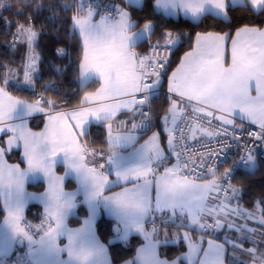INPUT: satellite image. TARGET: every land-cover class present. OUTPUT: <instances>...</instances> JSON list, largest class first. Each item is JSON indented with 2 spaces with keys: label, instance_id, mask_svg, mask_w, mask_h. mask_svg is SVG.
I'll use <instances>...</instances> for the list:
<instances>
[{
  "label": "snow or ice",
  "instance_id": "snow-or-ice-1",
  "mask_svg": "<svg viewBox=\"0 0 264 264\" xmlns=\"http://www.w3.org/2000/svg\"><path fill=\"white\" fill-rule=\"evenodd\" d=\"M134 5L139 6L140 0H122L119 6L102 0L55 5L25 0L28 11L15 13L24 22H15L14 33L13 23L0 15V25L12 37L8 47L26 48L22 66L15 72L14 66L0 65V197L8 218L0 224L4 228L0 264H114L97 236L95 213L101 208L115 221L111 228L114 238L108 244L127 241L133 230L147 241L136 257L124 264H184L180 258H162L163 252L157 251L174 237L189 241L188 264H264V192L245 207V190L233 183L236 168L256 167L257 153L264 151V0H154V5L143 6L146 15L142 21L136 18ZM0 8L9 10L2 3ZM149 8L165 13L183 10L194 19L212 13L229 23L231 14L239 10L251 19L236 30L235 38L197 35L196 48L185 54L172 73L165 94V72L161 70L166 69L167 54L183 34L164 31L151 43L158 24ZM57 9L65 16L73 13L65 20L64 31L80 44L79 79L99 83L77 107L62 112L55 99L43 94L32 102L10 94L13 87L34 89L39 82L46 57L39 43L43 26L37 30L36 24L41 17L54 24ZM46 11L51 15L45 17ZM140 41L149 44L143 55L136 51ZM69 55L65 47L55 51L56 57ZM57 71H71V65ZM45 91L52 89L45 86ZM157 96H164L169 104L162 117L167 148L162 147L161 133L152 131L153 98ZM48 109L57 114L47 113L46 131H28L25 117ZM128 114L132 116L130 124L119 119V115ZM94 123L105 129L106 148L88 143ZM252 125L258 126V131ZM138 129L144 130L139 137ZM149 131L151 135L140 143ZM190 140L206 151H189L194 147L188 144ZM21 145L26 170L6 165L4 159L13 147ZM234 146L237 151L229 156L228 150ZM221 155L225 165L231 160L223 173L219 171ZM58 162L66 166L63 176L55 174ZM29 175L45 178L47 190L41 195L27 194L24 182ZM65 177L76 179V192L65 191ZM80 194L89 214L81 227L73 229L67 220L81 203L77 199ZM28 199L44 205L39 223L24 218ZM173 227L185 229L183 236L179 231L170 232ZM191 229L199 232L200 243L190 239ZM220 230L231 232V239L218 243L215 233ZM61 237L67 239L63 247ZM25 245L27 251L20 254L17 246ZM61 253H66L67 259H61Z\"/></svg>",
  "mask_w": 264,
  "mask_h": 264
},
{
  "label": "trees",
  "instance_id": "trees-1",
  "mask_svg": "<svg viewBox=\"0 0 264 264\" xmlns=\"http://www.w3.org/2000/svg\"><path fill=\"white\" fill-rule=\"evenodd\" d=\"M36 2H39V0H36ZM44 2L46 4L55 5L68 4L71 0H44ZM102 2L115 3L118 6L122 4V0H102ZM0 3L4 4L9 9L5 11L3 8H0V15L6 17L13 23L14 26L11 28V32L14 33L16 31L15 22L17 20L21 23L24 22V20L17 17L15 13L17 11H24L25 14H27L28 9L25 7V0H0ZM145 4L154 5V0H143L141 6H134L136 9V18L141 21L146 15L143 11V6ZM237 8H239V5H237ZM148 12L156 17L155 22L158 24L156 35L152 38V43H155L164 31L170 30L183 34L182 40L172 48L171 59L167 64L166 69L163 70L165 72L163 77V88L165 89L169 74L177 66L182 56L192 49L197 34L217 32L228 33L231 37L239 27L249 24L251 19L247 13L239 10L231 14V23L211 14H206L199 21L193 22L182 17L174 19L157 12L154 8H149ZM72 14V12H68L67 16H65L64 13H61L57 9V18L54 24L47 22L44 17H41L40 22L36 24V28L37 30H40L41 26H43V38L40 39L39 43L44 52V56L46 57V62L40 69L38 76L39 82L34 89L27 87H13L10 89V94L28 102H32L43 94L46 98L55 99L57 101V109L61 111L78 106L84 93L92 92L97 89L99 86L97 81H93L84 87H81L79 84V73L77 69L82 54L80 44L76 39L71 38V36L64 31L65 20ZM49 15H51V13H48L47 11L44 13L45 17ZM142 26L143 24L141 23V27ZM68 28L70 30V25H68ZM57 29L60 31L57 32ZM12 43L11 35L8 34L3 25H0V65L14 66L13 71L15 72L22 66V61L26 57V48L24 46L9 48L8 45ZM59 47L67 48L70 55L66 58L56 57L55 51ZM147 47L148 43L142 41L138 43L136 51L144 52ZM68 65H71V71L66 73L63 71H57V69L66 68ZM20 76L22 78V72L20 73ZM45 86L51 88L52 91L46 92ZM153 99L156 102L153 104L154 116L152 130H161V120L167 113L169 104L164 102V96H157ZM43 124L44 117L42 116L30 120V126L33 130H40L43 127ZM157 124H159V128L155 127ZM89 131L91 132V135L88 137V143L97 149L106 148L105 129L95 124L90 127ZM233 183L237 187L244 188L245 195L242 203L245 207L250 206L253 202V198L257 197L261 192H264V161L259 159L256 167L251 170L238 171L234 177ZM29 189L33 191H41L43 185L30 184ZM26 214L27 216L25 220L27 222H35L42 216L38 207L35 205L29 206ZM4 215L5 213L0 206V222ZM79 215V218L70 219L71 225L75 226L80 223V218L86 215L85 210L80 209ZM114 223L115 221L102 216L97 222L96 230L99 238L108 248L110 260L113 261L114 264H121L125 260L133 258L137 247L142 243V239L139 236H132L125 242L116 241L113 244H108V240L114 238V234L111 232ZM191 233L195 238L200 237L199 232L196 229H191ZM223 235H225L224 231L215 234L216 240L222 241ZM185 250L186 247L182 241L177 245H165L159 248V251L163 252V257L168 259L178 257L185 252Z\"/></svg>",
  "mask_w": 264,
  "mask_h": 264
},
{
  "label": "crops",
  "instance_id": "crops-1",
  "mask_svg": "<svg viewBox=\"0 0 264 264\" xmlns=\"http://www.w3.org/2000/svg\"><path fill=\"white\" fill-rule=\"evenodd\" d=\"M142 3H143V0H140V5H139V6H141ZM134 6H136V5H134ZM156 11H157V12H160V13L166 15V16L172 17V18H174V19H177V18L182 17V18L189 19V20H191V21H193V22H197V21H199V20L203 17V16H202V17L199 18V19H194V18L191 16V14H187V15H186V14L184 13L183 10H169L168 13H165L163 10H156ZM206 14H211V15L214 16V14H212V13H206ZM206 14H204V15H206ZM219 18H222V17H219ZM222 19H223V18H222ZM137 31H139V29H137ZM212 33H214V34H220V35H224V34H226V35L229 36L228 33H217V32H212ZM206 34H207V33H201V34H197V35L204 36V35H206ZM197 35L195 36V39H194V43H193V47H192V49L189 50L188 52L193 51V50L196 48V46H197V40H196ZM231 37H232V38H235V33H234ZM140 42H142V41H140ZM140 42H138V43H140ZM230 50H231V40H228V41H227V53H226L227 63H230V62H231ZM186 53H187V52H186ZM186 53H185V54H186ZM185 54L182 56L181 60H180L179 63L177 64V66H176V67L171 71V73L169 74V76H168V78H167V82H166V90H167V87H168V80L171 78L172 73L175 72L176 69L180 67L181 61L184 59ZM93 81H95V80L90 79V80H88V81L81 82V80L79 79V84H80L81 87H84V86L88 85L89 83H91V82H93ZM97 82H98V81H97ZM98 87H99V86H98ZM98 87H97V88H98ZM92 92H93V91H92ZM86 93H88V92H86ZM86 93H84L83 96H84ZM253 94H254V93H253ZM83 96H82L81 100L83 99ZM17 99H19V98H17ZM105 102H111V101H102L101 103H105ZM76 107H77V106H76ZM74 108H75V107H74ZM71 110H72V108H70V109H66V110H61V112H62V111H71ZM49 111H51V114H53V115L57 114L56 111H53V110H49V109H48V110H46L45 113H34V114H32L31 116H26V117H25V121H26V128H27V130L30 131V132H33V133H44V132L46 131V126L49 125V120H48V115H47V113H48ZM41 116L44 117V124H43V127H42L40 130H33V129L31 128V126H30V120L33 119V118H35V117H41ZM16 123H19V121H16ZM93 125H95V123H94ZM170 126H171V122H169V127H170ZM253 126L258 127V126H256V125H253ZM152 131H159V132L161 133V135H162V147L167 148V131L164 129V126H163V119L161 120V130H152ZM140 135H141V133H138V132H137V136L139 137ZM150 135H151V131H149V132L147 133V135H144L143 139L140 140V143H143L144 140H146V139L148 138V136H150ZM4 139L6 140L7 137H5ZM122 151L124 152L125 155L127 154L126 151H124V150H122ZM13 155H14V156H13ZM15 155H16V156H15ZM4 159H5V161H6V165H19V167L21 168V170H26V169L28 168L27 161H26V159L24 158V153H23V147H22V145H21V147L17 148L16 151H14V152L8 154L7 156H5ZM251 169H253V168H251ZM251 169H250V170H251ZM65 170H66V166H65L63 163L58 162V163L55 165L54 171H55V174H56L57 176H63L64 173H65ZM110 179H114V176H113V177H110ZM30 184H42V185H43V189H42L41 191H33V190H30V189H29V185H30ZM64 184H65V191H69V192H76L77 189H78V187H79V184H78V182L76 181V179H75L74 177H65ZM47 186H48V185H47V181H46V179L43 178V177H41V178H39V179H36V178H34L33 176L29 175V177H28V178L25 180V182H24V190H25V192H26L27 194H29L30 196L41 195L43 192H45V191L47 190ZM119 190H120L119 188H116V189H115V191H119ZM77 199H78L79 201H81V203H80L79 206L74 210V214H73V215H69L68 220H67V224H68V226H69L70 228H73V229L81 227V226H82V223H83V220H84L85 218H87V217H88V214H89L88 206L85 205V204L83 203V195H82V194L78 195ZM3 204H4L3 198L0 197V206L2 207V209H3ZM31 205H35V206H37L38 209H39V211H40V214H43L44 205H43L41 202H39L38 200H35V199H28L27 202H26V204H25V207H24V212H23L24 218H26V216H27V214H26V213H27V209H28L29 206H31ZM80 209H84L85 212H86V215H85L84 217H81V218H80V223H79L78 225L73 226V225L70 224V219H71V218H79V216H80V215H79V210H80ZM5 215H6V213H5ZM95 215L98 217L97 222H98V220H99L102 216H105V217H107V218H109V219H111V220L114 221V219L111 218V217H109V216L107 215V213H105L104 210H103L102 208L99 209V210H97V212L95 213ZM3 219H4V220H7L8 218L4 216ZM3 219H2V221H3ZM2 221L0 222V224H2ZM252 223H253V222H249L250 225H251ZM150 230H151V229H149V231H150ZM96 231H97V230H96ZM169 231L172 232V233H175V232L179 231L180 235L183 236V232L185 231V229H183V228L178 229V228L173 227V228L169 229ZM3 232H4V228H3V227H0V236L3 235ZM225 235H227V236H225ZM225 235H223V240H222V241L217 240V242H218V243H224L225 241L231 239L232 233L225 234ZM97 236H98V234H97ZM132 236H139V237L142 239V243L137 247L136 252H135V254H134V256H133V258H135L136 255H137V250H138L139 248H141V247H145V246L147 245V241H145V240H144V237L141 236V235H139V234H137L134 230L131 231V232L129 233V237H128V239H129L130 237H132ZM98 238H99V236H98ZM207 238H208V237H205V238H204V240H205V242H204V244H203L204 247H206V240H207ZM37 239H38V238H37ZM99 239H100V238H99ZM190 239H191L193 242L200 243V237L195 238V236H193L192 233H191V235H190ZM61 241H62V243H61V247H63L64 245L67 244V239H66L65 237H61ZM117 241H120V240H117ZM181 241L184 243V245H185V247H186L185 252H183L182 254H180L178 257H176V258H174V259H168V258H166V259H168V260L171 261V260H176L177 258H180V259H182V260L184 261V264H188V261H187V255H188V252H189V241H185V240L177 239V238L174 237V238H173V239H172L167 245H177V244H179V242H181ZM100 242L103 243V242L101 241V239H100ZM121 242H125V241H121ZM103 244H104V243H103ZM104 245H105V244H104ZM105 246H106V245H105ZM249 246H251V245H249ZM17 247L19 248V253H20V254H23V253H25V252L27 251V247H26V245L23 246V247H21V246H17ZM226 247L230 248L231 245H226ZM106 248H107V246H106ZM157 251H159V248L157 249ZM231 255H232L231 253H227V256H231ZM107 257H108V259L110 260V256H109L108 248H107ZM13 258H14V257H13ZM60 258H61V259H67V254H66V253H61ZM133 258H131V259H133ZM162 258H165V257H162ZM131 259H129V260H131ZM121 264H124V262H122Z\"/></svg>",
  "mask_w": 264,
  "mask_h": 264
},
{
  "label": "built area",
  "instance_id": "built-area-1",
  "mask_svg": "<svg viewBox=\"0 0 264 264\" xmlns=\"http://www.w3.org/2000/svg\"><path fill=\"white\" fill-rule=\"evenodd\" d=\"M152 43V42H151ZM154 44V43H153ZM148 49H149V44H148V47H147V49L144 51V52H138V53H140L141 55H143L144 53H147L148 52ZM171 55H172V50L167 54V56H168V60L170 61V59H171ZM164 69H162L161 71H163ZM162 91L165 93V94H167V90L165 89V88H163L162 89ZM119 119H121V120H125V121H127L129 124L132 122V116H131V114H128V115H119ZM179 117H178V122H179ZM136 122L137 123H139V118L137 117V120H136ZM214 123H218V122H214ZM113 127L114 128H117L118 127V125H117V123H116V121L114 120L113 121ZM171 127V126H170ZM252 127V129L254 130V131H258V127H255V126H251ZM144 130L143 129H138L137 130V132L138 133H142ZM217 139H223V137H219V138H217ZM188 144L189 145H194V147L193 148H190L189 149V151H206V149L201 145V144H199V143H197L196 141H188ZM213 147H219V145L218 144H215V143H213ZM236 148H235V146L232 148V149H230V150H228V155L229 156H232V155H234L235 153H236ZM173 159H174V157H173ZM224 159H225V157H224V155H221L220 157H219V161H220V167H219V171L221 172V173H223V171L225 170V168L226 167H228V166H231V160H228V163L225 165L224 164ZM263 160L264 161V151H260V152H258L257 153V160ZM241 170H250L249 168H247V167H237L236 168V170H235V172L233 173V181H234V177H235V175H236V173L238 172V171H241ZM41 218V217H40ZM40 218L37 220V221H35V222H29V223H32V224H36V223H39V221H40ZM150 229V228H149ZM33 231H36L35 229H33ZM38 238V237H37Z\"/></svg>",
  "mask_w": 264,
  "mask_h": 264
},
{
  "label": "rangeland",
  "instance_id": "rangeland-1",
  "mask_svg": "<svg viewBox=\"0 0 264 264\" xmlns=\"http://www.w3.org/2000/svg\"><path fill=\"white\" fill-rule=\"evenodd\" d=\"M221 231H224L225 234H227V233H231V232H228L227 230H220V231H217L215 234H217V233H219V232H221ZM225 236H227V235H225Z\"/></svg>",
  "mask_w": 264,
  "mask_h": 264
},
{
  "label": "water",
  "instance_id": "water-1",
  "mask_svg": "<svg viewBox=\"0 0 264 264\" xmlns=\"http://www.w3.org/2000/svg\"><path fill=\"white\" fill-rule=\"evenodd\" d=\"M17 150V148H15V147H13V149H12V151L10 152V153H12V152H14V151H16ZM9 153V154H10Z\"/></svg>",
  "mask_w": 264,
  "mask_h": 264
},
{
  "label": "bare ground",
  "instance_id": "bare-ground-1",
  "mask_svg": "<svg viewBox=\"0 0 264 264\" xmlns=\"http://www.w3.org/2000/svg\"><path fill=\"white\" fill-rule=\"evenodd\" d=\"M152 42V41H151ZM246 171V170H245Z\"/></svg>",
  "mask_w": 264,
  "mask_h": 264
}]
</instances>
